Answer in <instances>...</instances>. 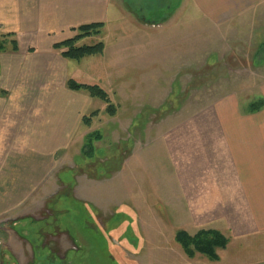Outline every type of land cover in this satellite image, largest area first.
<instances>
[{"label":"rangeland","instance_id":"1","mask_svg":"<svg viewBox=\"0 0 264 264\" xmlns=\"http://www.w3.org/2000/svg\"><path fill=\"white\" fill-rule=\"evenodd\" d=\"M12 3L0 1V58L20 38L39 51L48 41L70 39L57 25L18 38ZM134 3L142 14L113 21L77 43L103 42V55L64 58L69 80L109 94L114 117L102 100L71 91L67 111L42 114L38 125L41 133L51 127L60 137L37 139L34 126L41 119L26 103L30 97L18 106L6 97L7 113L4 107L0 112V123L9 124L0 131V264L197 263L175 239L183 230L173 193L181 187L176 159L208 164L214 153L217 160L223 156L217 112L225 102L241 116L228 121H264L248 112L264 99V22L254 18L236 32L200 17L192 30L188 18L177 17L158 28L151 25L163 23L161 1ZM83 117L91 126L77 128ZM12 124L22 127L21 137L11 138ZM96 132L102 139L94 143V156L84 157L86 137ZM239 163L227 154V172H239ZM211 223L194 229L209 230ZM260 239L248 243L262 248ZM237 243L234 256L241 254L240 245L233 248Z\"/></svg>","mask_w":264,"mask_h":264},{"label":"crops","instance_id":"2","mask_svg":"<svg viewBox=\"0 0 264 264\" xmlns=\"http://www.w3.org/2000/svg\"><path fill=\"white\" fill-rule=\"evenodd\" d=\"M0 1L13 2L11 8L17 16L18 38L23 32H50L56 25L62 33L69 31L67 38H72L76 33L73 29L79 26L92 23H104L106 26L125 16L142 14L134 0ZM159 1V7L164 11L161 16L163 23H153L152 27L161 28L177 17L188 18V27L192 30L195 25L198 27L197 18L200 17L213 25L227 23L236 32L244 30L254 18L258 17L261 23L264 22V0ZM18 43L17 51H9L0 58V95L4 99L0 112L4 107L2 113H7L6 97L14 98L12 103L16 106L18 102L22 103L23 98L30 97L26 103L28 101L31 105L29 107L36 115V120L41 119L40 124H33L34 128L39 129L34 136L37 139L56 140L60 137H56V129L51 131V127L46 128L41 133L42 129L38 125L44 121L42 114H47L48 117L61 113L62 110L66 112L71 104L72 94L67 86L69 79L68 70L65 68L69 60L66 61L61 55L62 52L54 49V45L60 41H48L43 51L21 38ZM50 80L54 83H50ZM55 80L59 81L58 86H55ZM217 113L218 129L224 145L223 156L217 160L218 155L214 153V157H208V164H201L196 159L191 163L177 158L176 173L181 187L175 188L173 193L177 216L182 218L178 220L183 231L193 236L201 231L194 227L200 226L204 220L212 219L211 224L214 227L209 230L220 231L229 239V245L225 250L218 251L220 259L217 262L201 258L203 256L199 254L193 259L186 257L192 263L197 261L196 264H264V259L261 258L264 256V121H228L227 118L231 116L238 120L241 116L234 108L227 110V102ZM257 114L264 117V108ZM48 120V125L54 124ZM82 124L83 118L76 119L77 128ZM8 125L0 123V131L2 126L7 128ZM11 126V138L23 135L21 126ZM227 154L238 156L239 172H227ZM189 158L192 160V157ZM256 238L262 239L259 241L262 247L260 249L258 245L253 248V243H248ZM237 241L233 248L240 245L241 254L234 256L231 249ZM200 258L203 260L199 261Z\"/></svg>","mask_w":264,"mask_h":264},{"label":"trees","instance_id":"3","mask_svg":"<svg viewBox=\"0 0 264 264\" xmlns=\"http://www.w3.org/2000/svg\"><path fill=\"white\" fill-rule=\"evenodd\" d=\"M104 27V23H92L74 28L73 32H76L77 35L73 38L55 44L54 49L61 51V55L65 59L74 61H82L85 58L103 55L105 50V45L103 42L93 46H77V43L84 40L85 38L100 35ZM4 50V44L0 43V51ZM12 50H18L17 41H13ZM67 86L71 91H86L90 97L102 100L108 105L105 113L110 117L115 116L116 107L112 104L109 94L99 86L79 84L74 80H69L67 82ZM263 108L264 99L260 100L259 102L252 103L248 109V112L251 114L259 113ZM83 122L89 127L91 126L90 118L83 117ZM86 139L87 140L82 155H84V157H93L95 153L94 143L101 141L102 136L96 132L94 134L88 135ZM86 149H88V151H85ZM175 239L188 258L193 259L199 254L205 256L212 262L219 261L220 257L218 251L225 250L229 245V240L220 231L216 230H201L193 236L188 234L186 231L180 230L176 233Z\"/></svg>","mask_w":264,"mask_h":264},{"label":"flooded vegetation","instance_id":"4","mask_svg":"<svg viewBox=\"0 0 264 264\" xmlns=\"http://www.w3.org/2000/svg\"><path fill=\"white\" fill-rule=\"evenodd\" d=\"M4 255V254H3Z\"/></svg>","mask_w":264,"mask_h":264}]
</instances>
